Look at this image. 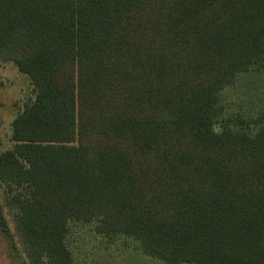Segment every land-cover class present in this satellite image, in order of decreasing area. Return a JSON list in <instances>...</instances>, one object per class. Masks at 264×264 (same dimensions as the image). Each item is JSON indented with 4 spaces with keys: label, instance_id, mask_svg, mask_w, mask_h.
<instances>
[{
    "label": "trees",
    "instance_id": "16d2710c",
    "mask_svg": "<svg viewBox=\"0 0 264 264\" xmlns=\"http://www.w3.org/2000/svg\"><path fill=\"white\" fill-rule=\"evenodd\" d=\"M0 61L35 91L0 151L26 264H72L71 222L168 264H264V0H0ZM243 76L262 108L225 116ZM0 231L17 252L1 201Z\"/></svg>",
    "mask_w": 264,
    "mask_h": 264
},
{
    "label": "rangeland",
    "instance_id": "374dc122",
    "mask_svg": "<svg viewBox=\"0 0 264 264\" xmlns=\"http://www.w3.org/2000/svg\"><path fill=\"white\" fill-rule=\"evenodd\" d=\"M243 77L246 79L237 80L220 93L219 105L226 112L225 116L237 112L241 105L245 106L249 100L250 106L255 108L254 115L262 108L260 100L257 99L261 87L252 84L256 82L254 78ZM34 98V86L28 76L21 73L12 63L0 61V151L12 147V120L17 112L24 108L25 103ZM251 124L252 131L256 126ZM214 129L221 132V124L216 123ZM71 145L77 146L78 141H73ZM5 194V189L0 184V201L4 204L5 215L15 233L17 252L13 251L8 237L0 231V264H26L24 245L14 224L15 211L6 205ZM66 243L72 252V264H168L144 253L137 240L132 237L122 234L109 237L98 233L95 230V222H71Z\"/></svg>",
    "mask_w": 264,
    "mask_h": 264
}]
</instances>
